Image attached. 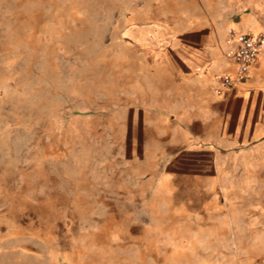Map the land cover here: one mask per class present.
I'll list each match as a JSON object with an SVG mask.
<instances>
[{"label": "rangeland", "instance_id": "obj_1", "mask_svg": "<svg viewBox=\"0 0 264 264\" xmlns=\"http://www.w3.org/2000/svg\"><path fill=\"white\" fill-rule=\"evenodd\" d=\"M220 1L0 0V264H264V154L171 179L139 127Z\"/></svg>", "mask_w": 264, "mask_h": 264}, {"label": "crops", "instance_id": "obj_2", "mask_svg": "<svg viewBox=\"0 0 264 264\" xmlns=\"http://www.w3.org/2000/svg\"><path fill=\"white\" fill-rule=\"evenodd\" d=\"M220 3L217 16L209 12L201 26L171 34L166 48H150L164 75L147 86L154 97L141 103L139 127L163 131L155 151L171 179L176 171L194 178L218 172L224 158L264 154V50L245 80L216 90L217 74L238 68L229 28L264 33V0Z\"/></svg>", "mask_w": 264, "mask_h": 264}, {"label": "built area", "instance_id": "obj_3", "mask_svg": "<svg viewBox=\"0 0 264 264\" xmlns=\"http://www.w3.org/2000/svg\"><path fill=\"white\" fill-rule=\"evenodd\" d=\"M229 39L234 44L233 57L238 64L236 74L227 72L218 73L216 79L219 86L218 93L232 86L235 82L243 81L250 73L252 65L257 61L259 54L264 50V33L243 32L236 28H229Z\"/></svg>", "mask_w": 264, "mask_h": 264}]
</instances>
